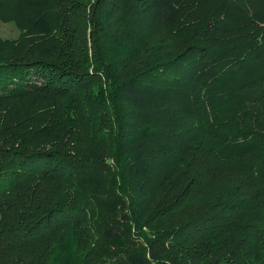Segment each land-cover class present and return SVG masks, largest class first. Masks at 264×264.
Wrapping results in <instances>:
<instances>
[{
	"label": "trees",
	"instance_id": "1",
	"mask_svg": "<svg viewBox=\"0 0 264 264\" xmlns=\"http://www.w3.org/2000/svg\"><path fill=\"white\" fill-rule=\"evenodd\" d=\"M0 22V264H264V0H0ZM191 168L227 184L172 218Z\"/></svg>",
	"mask_w": 264,
	"mask_h": 264
},
{
	"label": "rangeland",
	"instance_id": "2",
	"mask_svg": "<svg viewBox=\"0 0 264 264\" xmlns=\"http://www.w3.org/2000/svg\"><path fill=\"white\" fill-rule=\"evenodd\" d=\"M88 32L89 31H87L86 41L87 51L90 52V36ZM19 35L20 31L17 29L15 24L11 22H0V39L15 40ZM151 40H154V42L150 43L149 47H147L150 50L155 46L158 49L162 45L177 46L180 43V39L174 30H158L157 32H154L152 35H150V39L147 40L146 43L150 42ZM193 173V168L187 169L186 172L172 173L173 179L171 182L167 183L168 185L163 189L171 193H181V201L185 203V205L181 206V209H177L175 212H173L171 217L175 214H179V216L182 215L184 213V207L193 209V207H195L200 200L211 196L213 192L227 184L226 178L224 179L223 176H221L224 175L223 172L215 174L216 176L212 175L207 179L201 175L200 178L196 177L189 181V178ZM213 177L214 179H212ZM197 183H199L198 188H196Z\"/></svg>",
	"mask_w": 264,
	"mask_h": 264
}]
</instances>
